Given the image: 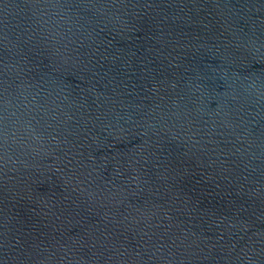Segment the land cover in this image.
Instances as JSON below:
<instances>
[{
	"label": "water",
	"instance_id": "95a60500",
	"mask_svg": "<svg viewBox=\"0 0 264 264\" xmlns=\"http://www.w3.org/2000/svg\"><path fill=\"white\" fill-rule=\"evenodd\" d=\"M0 264H264V0H0Z\"/></svg>",
	"mask_w": 264,
	"mask_h": 264
}]
</instances>
